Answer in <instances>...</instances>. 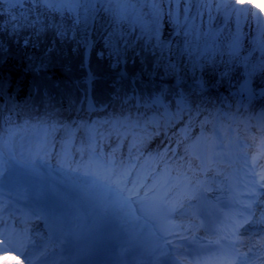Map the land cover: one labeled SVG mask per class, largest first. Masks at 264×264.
<instances>
[{
	"label": "snow or ice",
	"instance_id": "1",
	"mask_svg": "<svg viewBox=\"0 0 264 264\" xmlns=\"http://www.w3.org/2000/svg\"><path fill=\"white\" fill-rule=\"evenodd\" d=\"M0 3V248L85 264L77 241L103 215L118 264H264V162L237 138L223 212L207 154L222 119L264 104V15L233 0Z\"/></svg>",
	"mask_w": 264,
	"mask_h": 264
},
{
	"label": "rangeland",
	"instance_id": "2",
	"mask_svg": "<svg viewBox=\"0 0 264 264\" xmlns=\"http://www.w3.org/2000/svg\"><path fill=\"white\" fill-rule=\"evenodd\" d=\"M233 3L237 4L240 7H247L252 11L257 12L258 14L264 15V0H233ZM254 55L257 58H261L262 54L257 51L256 53H254ZM228 123H225L223 125H220V131L218 134H216L213 137V140L207 145V154L210 158L214 157V155H219L218 151H220L221 149L224 148H229V147H234L235 145L233 144V139H234V134H235V130H230L228 128ZM143 127V126H142ZM129 128L130 127H126V128H121L120 131L122 133L126 132L129 136H131V134L134 133H138L140 135H143V131L141 128H134L129 132ZM148 132H152L148 127L146 129ZM169 135H171V133H168ZM254 141H252V143L247 144V149L246 151L252 155L253 153L257 152L254 147L257 144L258 141H261V136L256 135L254 136ZM123 138V137H122ZM113 140L115 139V137L112 138ZM162 139V137H156L154 140H152L150 142V146L151 147H155L156 144H158L160 142V140ZM256 142V144H254ZM254 145V147H253ZM264 151V150H263ZM264 153V152H262ZM262 153L257 154V157L260 158L261 162H264V155H261ZM126 154V153H125ZM250 157V156H249ZM218 159V158H217ZM251 159V157H250ZM225 165L221 164L220 166H218V168L216 170L220 171V169H224ZM215 170V171H216ZM257 171H259V169H257ZM33 227H36L34 221H33ZM257 228V227H256ZM254 233H259V230L257 231V229L254 230ZM259 239V237L257 238ZM0 241H2V238H0ZM11 249L8 250H3L2 248H0V264H12L13 261L17 260L18 262H20V264H25L24 258H20L14 254H12Z\"/></svg>",
	"mask_w": 264,
	"mask_h": 264
},
{
	"label": "trees",
	"instance_id": "3",
	"mask_svg": "<svg viewBox=\"0 0 264 264\" xmlns=\"http://www.w3.org/2000/svg\"><path fill=\"white\" fill-rule=\"evenodd\" d=\"M4 8H7V4H2L0 3V9H4ZM2 14V13H0ZM254 106V107H253ZM143 111V110H142ZM234 112V116L232 117V127H236V125H238L240 122H243V121H250L252 119V117L254 119H257L258 121L259 120V117H260V114L261 112H264V104H262L259 99L256 100V101H253V105H249L247 102H244V107L241 108L239 110V112H236L235 109L233 110ZM133 116L137 115V113L135 112V110H133V113H132ZM148 117L151 118L152 115H154V113H147ZM101 117L99 116H93L92 119H100ZM230 118H227V119H222L221 122H220V125H223L225 123H228V120ZM32 123H36V121H32ZM149 127V126H147ZM36 131H39V128L37 129H26V130H23L20 132V136L21 137H25V138H29L31 137L34 132Z\"/></svg>",
	"mask_w": 264,
	"mask_h": 264
},
{
	"label": "bare ground",
	"instance_id": "4",
	"mask_svg": "<svg viewBox=\"0 0 264 264\" xmlns=\"http://www.w3.org/2000/svg\"><path fill=\"white\" fill-rule=\"evenodd\" d=\"M218 161H219V158L217 159L216 155H214V157L211 158V162H212V172L209 175V179H212L213 178L214 171L218 168V165H219ZM236 177H237L236 178V183H238V181L243 178V175H242L241 172H238L237 171L236 172ZM108 220H109V217H105L103 215H98L97 216V219H96V226L99 225V224L102 225L103 223H105ZM35 225H36V227H41L42 228V224L39 221H37ZM256 229L261 230L260 227H257ZM257 240H259V239H257ZM242 250H246V249H242ZM9 252H11L12 254H14V255H16V256H18L20 258H23V256L20 255L18 252H15V251H12V250L9 251ZM12 264H20V262H18L17 260H15V261L12 262Z\"/></svg>",
	"mask_w": 264,
	"mask_h": 264
}]
</instances>
